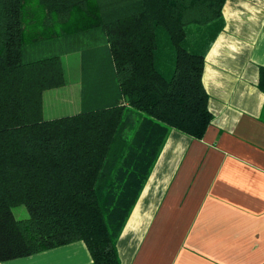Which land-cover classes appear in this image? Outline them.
<instances>
[{
  "label": "trees",
  "instance_id": "1",
  "mask_svg": "<svg viewBox=\"0 0 264 264\" xmlns=\"http://www.w3.org/2000/svg\"><path fill=\"white\" fill-rule=\"evenodd\" d=\"M222 1L0 0V260L81 240L89 264H119L115 240L167 131L199 138L211 118L200 72ZM69 49L81 107L43 117ZM256 85L264 111L262 65Z\"/></svg>",
  "mask_w": 264,
  "mask_h": 264
},
{
  "label": "crops",
  "instance_id": "2",
  "mask_svg": "<svg viewBox=\"0 0 264 264\" xmlns=\"http://www.w3.org/2000/svg\"><path fill=\"white\" fill-rule=\"evenodd\" d=\"M219 16L200 72L211 118L199 138L167 131L115 240L119 264H264V0H223ZM89 263L81 240L0 260Z\"/></svg>",
  "mask_w": 264,
  "mask_h": 264
},
{
  "label": "rangeland",
  "instance_id": "3",
  "mask_svg": "<svg viewBox=\"0 0 264 264\" xmlns=\"http://www.w3.org/2000/svg\"><path fill=\"white\" fill-rule=\"evenodd\" d=\"M70 40V39H69ZM67 42V41H66ZM74 46L73 39L61 44L64 48ZM47 49L55 46L54 42H46ZM74 50H67L60 55V63L63 70V82L43 90L42 92V116L52 117L77 111L81 107L78 94V68ZM14 217L26 216V210L22 205L11 208Z\"/></svg>",
  "mask_w": 264,
  "mask_h": 264
}]
</instances>
